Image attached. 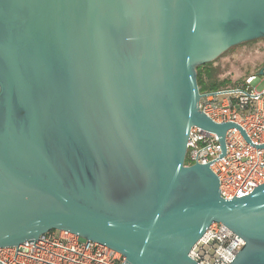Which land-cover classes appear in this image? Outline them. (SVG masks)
I'll list each match as a JSON object with an SVG mask.
<instances>
[{"label":"water","instance_id":"1","mask_svg":"<svg viewBox=\"0 0 264 264\" xmlns=\"http://www.w3.org/2000/svg\"><path fill=\"white\" fill-rule=\"evenodd\" d=\"M264 38V0H0V248L64 230L124 264H197L213 223L264 264V183L220 196L210 164H183L196 67ZM262 73V70H259ZM264 147V145L257 146Z\"/></svg>","mask_w":264,"mask_h":264},{"label":"built area","instance_id":"2","mask_svg":"<svg viewBox=\"0 0 264 264\" xmlns=\"http://www.w3.org/2000/svg\"><path fill=\"white\" fill-rule=\"evenodd\" d=\"M262 73L246 75L231 88L200 92L198 110L216 123L237 124L225 132V154L213 132L192 126L186 154L192 163H209L218 176L220 196L241 197L264 183V64ZM259 69V70H260ZM185 154V156H186ZM184 164V163H183ZM218 222H213L188 255L197 264H230L244 242ZM119 253L97 242L64 230H50L36 240L0 248V264H124Z\"/></svg>","mask_w":264,"mask_h":264},{"label":"rangeland","instance_id":"3","mask_svg":"<svg viewBox=\"0 0 264 264\" xmlns=\"http://www.w3.org/2000/svg\"><path fill=\"white\" fill-rule=\"evenodd\" d=\"M200 68L199 92H208L236 86L249 74H257L264 64V38H257L230 46L214 60ZM216 83L213 88L211 84ZM213 86V85H212ZM264 83L256 86L260 90ZM188 154L184 164H191Z\"/></svg>","mask_w":264,"mask_h":264},{"label":"trees","instance_id":"4","mask_svg":"<svg viewBox=\"0 0 264 264\" xmlns=\"http://www.w3.org/2000/svg\"><path fill=\"white\" fill-rule=\"evenodd\" d=\"M205 65H207V64L199 65V66L196 67V77H197V82H196V83H197V84H199V81H200L201 78H202V77H201V73H200V68H201V67H205ZM215 84H216V83L211 84L210 87L213 88V87L215 86ZM212 85H213V86H212ZM214 90H217V89H214Z\"/></svg>","mask_w":264,"mask_h":264}]
</instances>
